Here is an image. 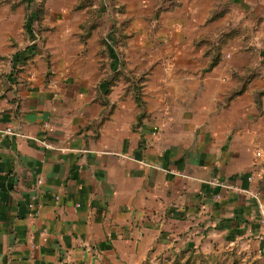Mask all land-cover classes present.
Listing matches in <instances>:
<instances>
[{
	"label": "crops",
	"instance_id": "1",
	"mask_svg": "<svg viewBox=\"0 0 264 264\" xmlns=\"http://www.w3.org/2000/svg\"><path fill=\"white\" fill-rule=\"evenodd\" d=\"M38 9L0 0V264L264 257V0Z\"/></svg>",
	"mask_w": 264,
	"mask_h": 264
},
{
	"label": "rangeland",
	"instance_id": "2",
	"mask_svg": "<svg viewBox=\"0 0 264 264\" xmlns=\"http://www.w3.org/2000/svg\"><path fill=\"white\" fill-rule=\"evenodd\" d=\"M35 2L39 4V7H42L45 10L47 0H35ZM120 8H121L120 6L114 7V9H116V11L121 14L122 11L120 10ZM90 14L94 15L95 13L91 12ZM158 18H159V11H158V9H155L153 14H151L150 19L156 20ZM114 25L116 27V23ZM119 26L115 28L117 32L120 29ZM125 30H126L125 28L121 29V35L122 36H124V35L127 36V32ZM152 30H153V34H156L155 33L156 29L153 28ZM136 31H138V29H135V32ZM116 37H117V35L115 36V35L111 34V30H110L106 36L107 46L109 45V47H112L111 51H113V49L115 47L116 49H118L117 52L120 55H122L125 53V50L123 51V49H121L120 46L116 45L117 42L115 43V41L118 39V38L116 39ZM247 40H248V42H247L248 50H255L256 47H258L255 44L251 45V42L249 43L250 38H247ZM122 63H124L123 65L125 67L126 64H125L124 60H122ZM129 78H130V83H131L130 85H133V87H135L136 89L142 88V83L144 81L143 76H141V75H134V76L129 75ZM140 92H141V90H140ZM149 259L152 260L151 261L152 264H264V257H258L254 253H252L251 255H246L243 252L239 251L236 247L233 249L229 248V249H224V250L219 251V252H212V253H206V254L202 253V252H195V251H191L190 253H188V252L187 253L178 252L175 254H166L165 253V255L160 254V255H157L156 257H151ZM146 264H148V262Z\"/></svg>",
	"mask_w": 264,
	"mask_h": 264
},
{
	"label": "built area",
	"instance_id": "3",
	"mask_svg": "<svg viewBox=\"0 0 264 264\" xmlns=\"http://www.w3.org/2000/svg\"><path fill=\"white\" fill-rule=\"evenodd\" d=\"M46 125L48 126V124H46ZM5 131H6L7 133H9V134H13V135H19V134H20V132L17 131V129H16L15 127H8ZM249 180H253V177L250 176V177H249ZM39 182H41V180H39ZM215 182L218 183L217 180H216V181H212V183H215ZM255 197H257V200H259L258 202H259L260 210H264V205H263V203L260 201V199H259V197H258V194L255 195ZM56 199H58V197H57ZM30 207L35 208V205H34V204H31ZM40 208H41V205L39 204L38 207H36V210L34 211V215H35V216H37V215L39 214V209H40Z\"/></svg>",
	"mask_w": 264,
	"mask_h": 264
},
{
	"label": "trees",
	"instance_id": "4",
	"mask_svg": "<svg viewBox=\"0 0 264 264\" xmlns=\"http://www.w3.org/2000/svg\"><path fill=\"white\" fill-rule=\"evenodd\" d=\"M43 8L42 7H39V9L37 10V21H41L42 20V14H43ZM114 28V26H113ZM214 65V64H213ZM191 251H189L188 253H190ZM183 253H187V251H184Z\"/></svg>",
	"mask_w": 264,
	"mask_h": 264
}]
</instances>
